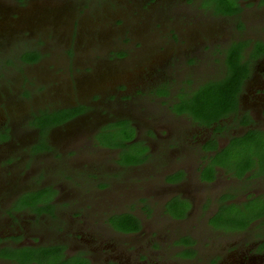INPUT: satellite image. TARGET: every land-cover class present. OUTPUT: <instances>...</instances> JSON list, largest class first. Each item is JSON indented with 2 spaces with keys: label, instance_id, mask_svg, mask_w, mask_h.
<instances>
[{
  "label": "flooded vegetation",
  "instance_id": "flooded-vegetation-1",
  "mask_svg": "<svg viewBox=\"0 0 264 264\" xmlns=\"http://www.w3.org/2000/svg\"><path fill=\"white\" fill-rule=\"evenodd\" d=\"M170 1L177 16L166 17L182 27L153 28L164 63L142 86L115 79L88 101L33 91L52 82L43 71L69 66L75 44L0 31V264H120L125 250L131 264H154L168 258L164 245L149 240L146 256L134 242L160 235L178 239L182 264H264V0ZM123 39L94 55L137 54L141 42ZM203 92L232 96L192 112ZM156 102L196 127L159 137L156 116L144 115Z\"/></svg>",
  "mask_w": 264,
  "mask_h": 264
},
{
  "label": "rangeland",
  "instance_id": "rangeland-1",
  "mask_svg": "<svg viewBox=\"0 0 264 264\" xmlns=\"http://www.w3.org/2000/svg\"><path fill=\"white\" fill-rule=\"evenodd\" d=\"M151 1L28 0L25 2L24 0L18 3V0H0V31L3 29L2 31L6 32V36L11 38L46 39L52 43H58L61 47H71L75 44L77 51L75 54H71L69 66L57 68L54 66L43 71L42 73L48 76L52 82L47 86L43 84L42 87L38 84L32 85L35 87L33 91L36 93V89H40L42 93H50L58 97L75 94L79 102L88 101L94 93V88H106L107 86L111 88L115 79L123 78L129 83L137 82L142 86L144 74L155 68L156 65L164 63L166 58V52L162 50L165 43L164 36L161 38L153 28L157 27L158 23L164 27V32L166 26L168 28L175 26L178 30L182 25L172 19L168 20V16L166 17V13L177 16L178 9L173 2L159 0L156 2L158 5H154ZM149 2L153 5H150ZM203 3H206V0H203ZM184 15L189 16L186 13ZM199 18L209 20L211 16L203 13ZM191 30L190 27H184L187 36ZM195 36L194 33L190 34L192 38ZM122 38L129 42L136 38L141 42V48L137 54L126 55L120 60H116L114 57L108 58L105 55V49L110 46L107 45L117 44ZM113 47L117 48L116 45ZM58 48L56 46L55 50ZM103 48H105L103 54L99 51V55H94ZM205 54L208 52L206 51ZM188 76L203 79L205 74L199 70H187L183 78ZM75 80H77L76 83ZM191 81L197 85V81L192 78ZM199 83V85H203V81L200 80ZM176 87L177 83L172 86L173 89H168V92H175ZM214 93L203 92L198 94L200 100L195 99L191 111L196 112L199 108L197 103L203 102V99L209 94L214 96ZM145 96H150L149 91H146ZM170 96L171 94L167 93L164 98L159 100L169 105ZM144 104V115L148 116V112L156 116V130L157 134L160 135L159 137L171 136L170 140L177 141L186 131H191L196 127L193 122L185 125V117L170 115L159 102ZM151 143L155 145V138ZM169 143L171 147L169 151L171 152L175 146H172L174 143ZM146 146L148 150L151 149L149 145ZM170 152L167 153L168 156H170ZM156 187L158 191H163L166 186L162 182H157ZM125 193L129 195L132 190L127 189ZM158 196V199L162 198L163 193ZM154 226L157 229L160 228L156 224ZM170 239L171 242H169ZM149 240L157 243V246L164 245L161 251L168 257L167 259L161 258L157 262L153 261L154 264L183 263V260L177 256L180 254V250L173 247L174 242L178 240L177 238L160 235L155 239L142 238L139 244L134 242L135 246L141 245V251L142 253L146 252V256L150 252V246L146 245ZM162 241L166 244H163ZM153 245L151 244V246ZM130 249L131 251L136 250L134 247ZM126 253L125 250L124 254L116 255L120 264L132 263ZM142 253L141 255H143Z\"/></svg>",
  "mask_w": 264,
  "mask_h": 264
},
{
  "label": "trees",
  "instance_id": "trees-1",
  "mask_svg": "<svg viewBox=\"0 0 264 264\" xmlns=\"http://www.w3.org/2000/svg\"><path fill=\"white\" fill-rule=\"evenodd\" d=\"M222 1H225V0H222ZM225 8L227 9V10H225V13H227L232 9V6L227 3ZM237 81H239L238 76H234V77L229 79V85H233V84L237 85ZM210 85L213 86V85H218V84H210ZM230 87H232V86H229V88ZM211 96H213V95H211V94L207 95V97L203 99V102H204V104L211 106L212 108H215L214 111H217V110L222 109L223 106L226 105L225 98L228 96H232V94L231 93L219 94V93L215 92L214 96L212 98H210ZM176 111L178 113H181L183 111V108H180V106H179L176 109ZM200 111L207 112V109L202 108V109H200Z\"/></svg>",
  "mask_w": 264,
  "mask_h": 264
}]
</instances>
